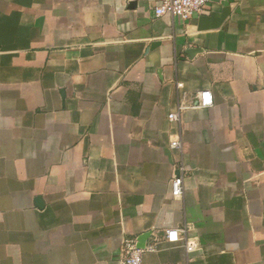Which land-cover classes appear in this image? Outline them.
<instances>
[{"label":"crops","instance_id":"1","mask_svg":"<svg viewBox=\"0 0 264 264\" xmlns=\"http://www.w3.org/2000/svg\"><path fill=\"white\" fill-rule=\"evenodd\" d=\"M156 3L0 0V264H264V0Z\"/></svg>","mask_w":264,"mask_h":264},{"label":"built area","instance_id":"2","mask_svg":"<svg viewBox=\"0 0 264 264\" xmlns=\"http://www.w3.org/2000/svg\"><path fill=\"white\" fill-rule=\"evenodd\" d=\"M209 0H157L154 8L156 17L164 14L179 16L184 20H190L201 12L208 4ZM198 105L204 107L212 105V95L209 91L203 90L197 93ZM186 106L180 105L179 109L169 115L171 120H179L181 111ZM180 139L172 140L171 147L181 148ZM177 174L171 180L172 194L175 198H181L184 192V178L187 169L183 164L176 166ZM149 232L146 242L142 245L139 240L140 236ZM139 236L126 237L122 240L119 247V264H143L144 256L147 252H156L166 243L184 242L185 248L191 251L192 245L187 241L188 228H166L162 234L155 230H150Z\"/></svg>","mask_w":264,"mask_h":264},{"label":"water","instance_id":"3","mask_svg":"<svg viewBox=\"0 0 264 264\" xmlns=\"http://www.w3.org/2000/svg\"><path fill=\"white\" fill-rule=\"evenodd\" d=\"M148 235H149V232L144 233V234H142V235L140 236L139 240L141 241V244H142V245L146 242Z\"/></svg>","mask_w":264,"mask_h":264}]
</instances>
